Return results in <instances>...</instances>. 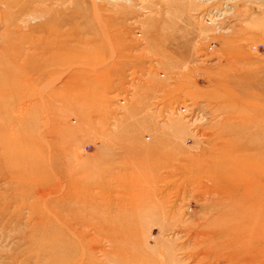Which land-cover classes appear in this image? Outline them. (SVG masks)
Returning a JSON list of instances; mask_svg holds the SVG:
<instances>
[{
	"label": "rangeland",
	"instance_id": "rangeland-1",
	"mask_svg": "<svg viewBox=\"0 0 264 264\" xmlns=\"http://www.w3.org/2000/svg\"><path fill=\"white\" fill-rule=\"evenodd\" d=\"M206 1L0 0V61L6 63L0 65V91L9 84L15 88L0 95V141L14 130L26 131L22 120H2L26 104L27 122L39 125L29 136L54 134L59 159L79 165L74 177L91 181L94 196V203L79 210L93 224L80 226L88 237L63 252L49 238L62 232L57 219L40 220L20 201L10 203L6 191L23 196L28 178L12 180L6 189L0 177V264H56L59 257L63 264H169L172 256L189 257L193 243L174 234L176 220L157 224L156 208L137 196L142 188L136 177L158 167H141L135 156L146 146L165 154L176 146L172 155L183 159L213 146L219 150L223 93L249 81L244 74L252 64H264V0L215 2L225 16L222 30L198 17L210 5ZM18 55L29 62L19 76L12 74ZM7 71L13 79L4 84ZM37 166L53 175L45 159ZM187 196L176 204L193 215L200 207ZM101 218L115 220L104 225ZM96 225L105 235L122 228L137 233L109 240L94 231Z\"/></svg>",
	"mask_w": 264,
	"mask_h": 264
},
{
	"label": "bare ground",
	"instance_id": "bare-ground-1",
	"mask_svg": "<svg viewBox=\"0 0 264 264\" xmlns=\"http://www.w3.org/2000/svg\"><path fill=\"white\" fill-rule=\"evenodd\" d=\"M18 58L19 55L16 58L17 69L14 71L15 74L12 72L13 75H17L18 70L24 72L29 66V62L24 59L20 62ZM4 64L5 61H0V65ZM12 74L10 71L5 73L4 84L13 79ZM244 75L249 81L233 85V90L228 95L224 93L222 95L226 97V106L223 107L225 114L221 124L223 128L220 131L223 143L221 142L219 150L213 146L208 151L202 150L205 151L203 153L200 150L201 154L192 159H183L172 155L178 150L176 146L168 148L166 154L146 146L141 147L139 154L135 156V162L141 167H158V170L163 171L164 168L165 171V174L157 170V173L141 174L136 177L142 189L135 195L150 201L156 208L157 216L160 217L157 224L165 226L169 221L172 220L174 223L176 220L174 226L177 231L175 230L174 234L182 233L193 243L188 258L186 253H183L184 260H176L172 256L169 264H264V64H252L250 71ZM21 78L23 81V77ZM10 91H15V88L9 84L0 91V95L8 96ZM22 91L24 92V89ZM246 96L251 99L245 100ZM27 107L26 104L19 105L17 106L19 114L2 118L12 124L22 120L26 131L14 130L11 137L4 139V142L0 141V177L7 180L4 183L6 189L12 180L21 176L28 178L23 196L17 197L18 194L6 191V194H10V203L20 201L19 204L31 211V216L37 212L40 220L57 219L58 221L54 223L62 232L49 238L55 249L65 252L69 246L75 245V241L81 243L86 239L87 234L80 226L87 228L93 225L85 216H81L82 212L79 211L94 203V196L90 193L93 187L91 181L79 182L74 177L75 172L80 169L79 165L69 167L64 160L59 159L61 152L54 134V137L52 134L46 136V131L43 130L36 131V137L29 136V129L37 128L39 125L31 126L32 123L27 122ZM181 129L182 126L179 128L180 132ZM42 138L43 142H40L39 139ZM20 139L22 143L19 145L10 143ZM163 149L166 151L164 146ZM38 159L42 162L45 159L53 175L40 171L41 168L37 166ZM65 166L69 167L68 172L63 169ZM129 173L132 174L131 171ZM124 178L128 180V177ZM55 193H59L60 196L57 195L59 198L49 201ZM187 195L195 199L197 206L200 207V211L195 209L193 215H190L189 208L182 209L176 204L178 197L186 200ZM30 198L32 201L28 202ZM62 210L68 211L67 214L64 216L57 214ZM84 210L86 209H83V212ZM186 217L192 218L193 221L187 223ZM101 219L105 221L104 225L115 220ZM102 225L93 228L94 231L105 235ZM132 231L129 228H122L117 234L108 232L105 238L114 240L116 235L119 238H126L137 233L136 230L135 233ZM94 247L97 250L96 246ZM54 259L56 264H63L66 261L62 257Z\"/></svg>",
	"mask_w": 264,
	"mask_h": 264
},
{
	"label": "built area",
	"instance_id": "built-area-1",
	"mask_svg": "<svg viewBox=\"0 0 264 264\" xmlns=\"http://www.w3.org/2000/svg\"><path fill=\"white\" fill-rule=\"evenodd\" d=\"M220 0H207L206 2L210 4L206 10L199 12L198 17H201L206 23L216 28V30H222L225 26L223 25L224 14L217 7H214V3ZM225 1V0H224ZM226 8V7H225ZM123 102V99L121 100Z\"/></svg>",
	"mask_w": 264,
	"mask_h": 264
}]
</instances>
